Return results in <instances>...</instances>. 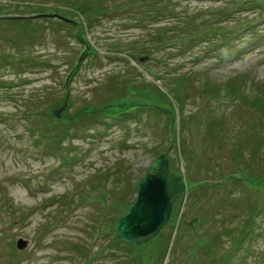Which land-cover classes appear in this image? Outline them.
Segmentation results:
<instances>
[{"label":"rangeland","instance_id":"obj_1","mask_svg":"<svg viewBox=\"0 0 264 264\" xmlns=\"http://www.w3.org/2000/svg\"><path fill=\"white\" fill-rule=\"evenodd\" d=\"M162 153L189 194L125 245ZM263 172L264 0H0V264H264Z\"/></svg>","mask_w":264,"mask_h":264},{"label":"water","instance_id":"obj_2","mask_svg":"<svg viewBox=\"0 0 264 264\" xmlns=\"http://www.w3.org/2000/svg\"><path fill=\"white\" fill-rule=\"evenodd\" d=\"M66 104H60L53 109L58 118ZM155 174H148L140 181L137 188V198L128 208L126 214L115 224L117 237L127 243L140 245L155 237L162 226L169 220L172 208L166 175L169 172V162L166 154H161L152 164ZM21 247L27 246L20 241Z\"/></svg>","mask_w":264,"mask_h":264},{"label":"trees","instance_id":"obj_3","mask_svg":"<svg viewBox=\"0 0 264 264\" xmlns=\"http://www.w3.org/2000/svg\"><path fill=\"white\" fill-rule=\"evenodd\" d=\"M36 13V15H35ZM34 15H31V16H28L29 18H33V17H38L40 18V16H43L45 15L46 13H42V11L40 10H36L34 13H32ZM46 15H49V14H46ZM37 18H34V19H28V20H36ZM126 104H124V106H128L127 104H129L132 107H134V105H137V104H131V103H127L125 102ZM140 105H144L146 107H151V106H154V104L152 105H149V104H141V103H138ZM128 106V107H130ZM141 107V106H140ZM142 109V108H141ZM150 109V108H149ZM262 177H264V172L261 173V176L258 175L256 177H250V178H245V179H251V180H257L254 182L253 186L255 188L258 189V187H264V181H262ZM167 185H168V190H169V195L171 197V199L174 201V204H178L179 206L182 205V198H183V195L185 193L184 190H186V185L184 183V179H182V176L180 174H177V173H173L171 172L169 175H168V181H167ZM262 185V186H261ZM264 190V189H263ZM259 214V213H258ZM175 220H171V222H174ZM248 233V231L246 232ZM246 233H243V238L242 240L247 236ZM244 241V240H243ZM239 248V247H237ZM227 264H230L229 262H225Z\"/></svg>","mask_w":264,"mask_h":264}]
</instances>
